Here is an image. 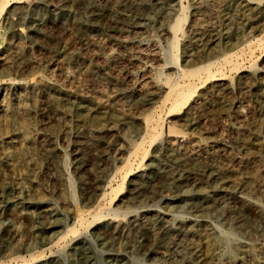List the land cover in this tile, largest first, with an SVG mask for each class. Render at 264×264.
<instances>
[{"label": "rangeland", "instance_id": "rangeland-1", "mask_svg": "<svg viewBox=\"0 0 264 264\" xmlns=\"http://www.w3.org/2000/svg\"><path fill=\"white\" fill-rule=\"evenodd\" d=\"M263 33L264 0L0 2V264H218L206 223L264 264Z\"/></svg>", "mask_w": 264, "mask_h": 264}, {"label": "bare ground", "instance_id": "bare-ground-1", "mask_svg": "<svg viewBox=\"0 0 264 264\" xmlns=\"http://www.w3.org/2000/svg\"><path fill=\"white\" fill-rule=\"evenodd\" d=\"M0 2H1V4H2V8H4L6 5H8V3L10 2V0H0ZM204 7V6H203ZM179 18H175L174 19V22L171 24V28L174 30V34H175V32L176 31H178L179 29H180V25H179ZM204 27V26H203ZM198 28H201V23H200V21L198 20L196 23H195V29H197L198 30ZM225 34H227L226 32H225ZM264 34V33H263ZM221 36V35H220ZM216 40V39H215ZM194 42H196V41H193V43ZM254 43H262V42H264V37H260V38H258L257 37V39L255 40V41H253ZM252 42V43H253ZM196 43H198V41L196 42ZM199 44V47H201L202 48V46H203V44L202 43H198ZM175 46H176V43H175ZM259 46V45H258ZM249 48H252V44L251 45H249ZM234 52V51H233ZM239 55V54H238ZM236 56V55H235ZM233 57H234V54H225L222 58H223V60H224V63H230L231 61H232V59H233ZM212 64H214V62H206V63H203V64H200V65H197V66H195V67H193V68H188V69H186L185 71H184V75L185 76H187V78L188 77H193V76H196V75H198V74H200V73H207V76H206V78L203 80V82H205V81H207L209 78H212V77H215L216 76V74L215 73H213V72H211V70H209V68H210V65H212ZM63 65V64H62ZM67 70V69H66ZM68 71V70H67ZM161 72H162V70H161ZM159 73V76L158 77H160V76H162V73ZM156 73V72H155ZM156 75V74H155ZM165 75V74H164ZM183 75V76H184ZM68 76V75H67ZM169 77V76H168ZM157 78V77H156ZM170 78H173V77H170ZM217 78V77H216ZM219 78V77H218ZM166 79V78H165ZM174 79V78H173ZM191 79V78H190ZM167 80H169V79H167ZM171 80V79H170ZM166 81V80H165ZM164 81V82H165ZM172 81V80H171ZM171 81H169V83L171 82ZM202 82V83H203ZM172 83H173V81H172ZM172 83H170V84H168L169 86L167 87L168 88V94H167V98H168V100H170L171 101V105H170V108L168 109V113H169V115H172V114H174V113H176V112H178V111H180V110H182L190 101H191V99H192V97L199 91V88L201 87L200 86V84L199 83H196V82H194V81H189V84L187 85V86H180V84L178 85V84H176V85H172ZM261 86H263L264 87V81H261L260 82V87ZM164 87H166V86H164ZM146 91H148V90H146ZM143 92V91H142ZM153 92V91H152ZM165 92H167V91H165ZM66 94H67V92H66ZM23 97V96H22ZM154 97V96H153ZM68 98V97H67ZM69 99V98H68ZM165 100V99H164ZM170 101H168V102H170ZM18 102V101H17ZM21 101H19V103H20ZM164 102V101H163ZM162 102V103H163ZM164 105H165V103H164ZM23 106V105H22ZM24 106H26V105H24ZM10 108H12V107H10ZM155 109V108H154ZM4 113V112H3ZM11 113V112H10ZM15 114V113H14ZM150 115V114H149ZM149 115H147V116H145L146 118H144V119H146V126H147V128H150V129H152V128H154V127H156V126H159V121L158 122H155V123H153L154 121H152V120H150L149 119ZM12 117V116H11ZM161 122V121H160ZM163 122V121H162ZM161 122V123H162ZM2 125V124H1ZM21 126V125H20ZM7 127V126H6ZM145 127V126H144ZM8 128V127H7ZM13 128H14V131L17 133V135L18 134H20L19 136H21L23 139H27V135H26V130L23 128V127H19L16 123H13ZM161 128V127H160ZM149 129V130H150ZM156 129V128H155ZM1 131V130H0ZM2 133H3V131H2ZM19 136H17V138H19ZM146 136V135H145ZM6 137V136H5ZM14 137V136H13ZM12 137V138H13ZM20 137V138H21ZM152 138V137H151ZM143 139V138H142ZM156 139V138H155ZM155 139L154 140H152V141H155ZM7 140V139H6ZM16 142H10L9 143V145H10V147H13V145L15 144ZM136 143V142H135ZM8 146V145H7ZM147 146V147H146ZM146 146H143V142H139V143H136L135 144V146H132V147H134V152H132L131 154H135L136 152H138V153H140V154H142V157L141 158H144L146 155H147V153H148V151H149V147L151 146V144H150V146H148V145H146ZM6 149V148H5ZM7 151V150H6ZM10 153V152H9ZM137 155V154H136ZM6 156V155H5ZM130 156V155H129ZM134 156V155H133ZM141 156V155H140ZM139 156V157H140ZM5 158V157H4ZM143 160V159H142ZM8 161V160H7ZM215 173V172H214ZM126 176V175H125ZM124 176V177H125ZM211 177V176H210ZM213 178V177H212ZM223 178V177H222ZM237 186V185H236ZM239 187V186H238ZM142 189V188H141ZM238 189V188H237ZM236 189V190H237ZM185 190V189H184ZM116 196V195H115ZM256 199V198H255ZM111 202H112V200H110ZM110 201H109V203H110ZM253 204V203H252ZM97 205V204H96ZM264 205V204H263ZM100 206V205H99ZM255 206H257L258 207V209L259 208H261L260 207V205L259 204H257V203H255ZM262 206V205H261ZM111 210V209H110ZM264 210V209H263ZM81 211V210H80ZM110 212V211H109ZM95 214H97V217L96 218H100L101 216H102V212L101 211H98V213H95ZM174 214V213H173ZM177 214V213H176ZM81 216V215H80ZM79 216V217H80ZM176 216V215H175ZM78 216H77V218H79ZM176 218H178V217H176ZM80 219V218H79ZM181 219V218H180ZM205 220H207V219H205ZM166 224V223H165ZM169 224V223H168ZM206 225L208 226V227H206V228H208V236H212V237H208V241H207V246H208V255H209V257H210V259H212V261H216V263H218L219 264V262H224V263H226V264H232V263H234V262H243L244 261V259H246L247 257H248V259L250 258V259H256L257 260V255L256 254H253V252H251V253H249V254H245V255H243L242 257H239V258H232L231 256H230V254H231V250H230V243L232 242V241H234V240H236V236L230 231V230H222V232L220 231V234L222 235V237H223V239H222V241L219 243V242H217L216 241V239H215V237H214V235H215V232H216V230H219V228L217 227V225L216 226H214V225H212V224H209V223H206ZM229 225V224H228ZM193 226V225H192ZM182 228V227H181ZM169 229H171V227H170V225H168V227H167V231L169 230ZM194 229V228H193ZM71 231H73V228H71L70 229ZM200 230V229H199ZM180 231V230H179ZM197 234V233H196ZM196 236V235H195ZM202 236V235H201ZM195 238V237H194ZM196 239V238H195ZM239 239V238H238ZM202 241V240H201ZM197 242H200V241H198L197 240ZM236 243V242H235ZM261 243H262V241H261ZM260 243V244H261ZM205 244V243H204ZM243 244V243H242ZM248 244V243H247ZM251 244V243H250ZM200 245V244H199ZM255 245V244H254ZM184 248H186V247H184ZM200 248V247H199ZM237 248V247H236ZM244 248V247H243ZM259 248V247H258ZM196 249V248H195ZM238 249V248H237ZM254 249V248H253ZM183 250V249H182ZM190 250V249H189ZM260 250V249H259ZM256 251V250H255ZM187 254H188V252H187ZM239 254H241V253H239ZM172 256V255H171ZM174 256V255H173ZM194 256V255H193ZM240 256V255H239ZM260 256V255H259ZM258 256V257H259ZM182 257V256H181ZM261 257V256H260ZM189 258V257H188ZM185 259V258H184ZM249 259V260H250ZM259 259H261V258H259ZM218 261V262H217ZM184 262V261H183ZM247 262V261H246ZM263 262V261H262ZM199 263V262H198ZM260 262H258V264H259ZM240 264V263H239Z\"/></svg>", "mask_w": 264, "mask_h": 264}]
</instances>
